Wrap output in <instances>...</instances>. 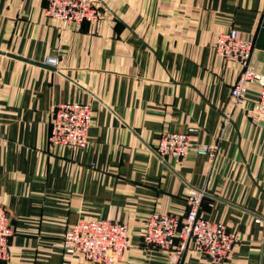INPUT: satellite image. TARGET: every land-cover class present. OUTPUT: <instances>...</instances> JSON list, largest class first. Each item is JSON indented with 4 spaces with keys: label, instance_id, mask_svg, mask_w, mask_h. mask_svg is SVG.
Returning <instances> with one entry per match:
<instances>
[{
    "label": "crops",
    "instance_id": "crops-1",
    "mask_svg": "<svg viewBox=\"0 0 264 264\" xmlns=\"http://www.w3.org/2000/svg\"><path fill=\"white\" fill-rule=\"evenodd\" d=\"M95 2L99 20L75 28L45 15L44 0H0V205L12 227L0 264H102L62 249L81 218L127 225L116 264H264V123L236 108L222 125L239 65L214 51L221 31L254 33L251 65L264 74V0ZM256 96L252 85L245 108ZM67 101L92 104L83 148L48 144L52 109ZM163 130L217 140L216 156L161 160ZM190 187L206 192L200 214L239 237L224 261L191 247L175 260L142 241L144 217L183 216Z\"/></svg>",
    "mask_w": 264,
    "mask_h": 264
},
{
    "label": "built area",
    "instance_id": "built-area-1",
    "mask_svg": "<svg viewBox=\"0 0 264 264\" xmlns=\"http://www.w3.org/2000/svg\"><path fill=\"white\" fill-rule=\"evenodd\" d=\"M45 15L73 27L83 22L95 23L100 13L95 0H44ZM256 48V35L243 36L236 28H228L217 34L214 51L222 59L238 63L228 99L222 110V125L225 126L232 111L244 108L253 123H264V74L252 69L251 58ZM44 64L53 69L59 66L57 56L47 54ZM257 87L255 105L245 108L248 89ZM91 102H60L52 109L49 119L48 144L83 148L88 141L91 124ZM190 131L163 130L153 152L159 159H180L190 151L213 160L217 152L215 143H193ZM219 138V137H217ZM206 192L190 187L187 191V208L183 216L173 213L151 212L142 220L144 244L170 252L178 259L187 247L204 253L213 261L226 260L235 243L237 234L220 222L205 218L200 207ZM12 227L7 210L0 205V261L9 256V238ZM128 246L127 225L111 219L81 218L67 228L62 238V247L68 253H80L87 261L114 264Z\"/></svg>",
    "mask_w": 264,
    "mask_h": 264
},
{
    "label": "rangeland",
    "instance_id": "rangeland-1",
    "mask_svg": "<svg viewBox=\"0 0 264 264\" xmlns=\"http://www.w3.org/2000/svg\"><path fill=\"white\" fill-rule=\"evenodd\" d=\"M94 2H95V1H94ZM95 4H96V2H95ZM96 6H97V4H96ZM97 8H98V6H97ZM98 10H99V9H98ZM54 19H55V18H54ZM57 20H58V19H57ZM98 20H99V19H98ZM90 24H92V23H90ZM252 69L255 70L253 67H252ZM255 71H256V70H255ZM257 72H258V71H257ZM250 85H251V84H250ZM251 86H252V85H251ZM251 86H250V87H251ZM250 87H249V88H250ZM256 88H257V87H256ZM248 92H249V89H248ZM71 148H72V147H71ZM73 148H74V147H73ZM123 252H124V251H123ZM122 254H123V253H122ZM121 256H122V255H121ZM121 256L116 260V262L121 258ZM116 262H115L114 264H116Z\"/></svg>",
    "mask_w": 264,
    "mask_h": 264
},
{
    "label": "trees",
    "instance_id": "trees-1",
    "mask_svg": "<svg viewBox=\"0 0 264 264\" xmlns=\"http://www.w3.org/2000/svg\"><path fill=\"white\" fill-rule=\"evenodd\" d=\"M257 41V40H256ZM62 249H63V247H62ZM64 251V250H63Z\"/></svg>",
    "mask_w": 264,
    "mask_h": 264
}]
</instances>
